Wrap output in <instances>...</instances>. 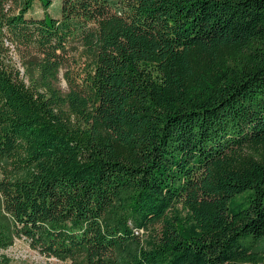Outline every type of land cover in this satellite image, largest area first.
I'll return each mask as SVG.
<instances>
[{
    "label": "trees",
    "instance_id": "16d2710c",
    "mask_svg": "<svg viewBox=\"0 0 264 264\" xmlns=\"http://www.w3.org/2000/svg\"><path fill=\"white\" fill-rule=\"evenodd\" d=\"M51 8L0 0V264H264V0Z\"/></svg>",
    "mask_w": 264,
    "mask_h": 264
},
{
    "label": "rangeland",
    "instance_id": "374dc122",
    "mask_svg": "<svg viewBox=\"0 0 264 264\" xmlns=\"http://www.w3.org/2000/svg\"><path fill=\"white\" fill-rule=\"evenodd\" d=\"M61 8V0H52V8L51 13L59 16ZM37 14L41 15L42 11L40 9H37ZM71 53L76 54L77 51L80 49V46L77 43H74ZM74 57V56H70ZM14 59L17 62V66L20 68L22 72V76H25L26 71L23 65L20 62V56L17 53H14ZM64 70H62L60 75V85L61 88L64 90H67V84L63 77ZM28 79V78H27ZM259 253L264 255V242H259ZM1 254H4L9 258L10 264H72L70 260H60L55 257L47 256L43 253H41L39 250L33 249L30 247L28 241L24 238H18L16 239L14 245L9 247L6 250H2Z\"/></svg>",
    "mask_w": 264,
    "mask_h": 264
},
{
    "label": "built area",
    "instance_id": "2783aa9c",
    "mask_svg": "<svg viewBox=\"0 0 264 264\" xmlns=\"http://www.w3.org/2000/svg\"><path fill=\"white\" fill-rule=\"evenodd\" d=\"M140 232H143V230H141Z\"/></svg>",
    "mask_w": 264,
    "mask_h": 264
}]
</instances>
